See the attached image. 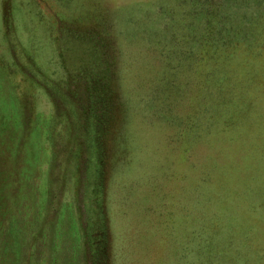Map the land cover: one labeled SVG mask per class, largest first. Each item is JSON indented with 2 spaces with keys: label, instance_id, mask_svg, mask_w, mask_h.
Returning <instances> with one entry per match:
<instances>
[{
  "label": "rangeland",
  "instance_id": "obj_1",
  "mask_svg": "<svg viewBox=\"0 0 264 264\" xmlns=\"http://www.w3.org/2000/svg\"><path fill=\"white\" fill-rule=\"evenodd\" d=\"M0 264H264V0H0Z\"/></svg>",
  "mask_w": 264,
  "mask_h": 264
}]
</instances>
